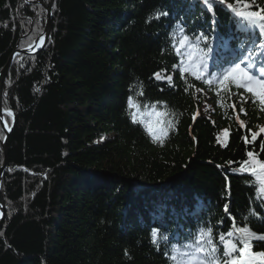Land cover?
Listing matches in <instances>:
<instances>
[{"label":"trees","instance_id":"16d2710c","mask_svg":"<svg viewBox=\"0 0 264 264\" xmlns=\"http://www.w3.org/2000/svg\"><path fill=\"white\" fill-rule=\"evenodd\" d=\"M210 3L0 0V73L43 35L52 5L47 44L15 54L4 83L0 264H178L172 245L186 251L202 230L221 255L220 235L235 228L264 235V104L232 79L225 87L181 71L179 43L203 33L199 48L214 67L232 50L263 62L264 28L229 5L264 13V0ZM129 96L143 112L167 111L163 143ZM250 243L264 253V240Z\"/></svg>","mask_w":264,"mask_h":264},{"label":"snow or ice","instance_id":"6c2138e0","mask_svg":"<svg viewBox=\"0 0 264 264\" xmlns=\"http://www.w3.org/2000/svg\"><path fill=\"white\" fill-rule=\"evenodd\" d=\"M203 3L208 6L209 11L212 10V5L210 3V0H203ZM237 15L242 16L246 20H248L249 24L253 25H260V21L264 20V16H261L257 12H240L238 10ZM160 13L156 15V18L159 19ZM162 15H168V13L164 12ZM262 28H264V25H260ZM181 32H183V29L181 28ZM203 36L204 39H198V37ZM198 37H195V43H190V38L187 35H183L182 38L180 39L179 43L180 46L183 47L186 44L188 45L189 48V53H188V60L191 61L193 57L194 50L199 49V45L203 41L204 43H208L207 38L204 36L203 33H200ZM174 40V37H173ZM173 47H175V44L173 43ZM260 47H264V43L260 45ZM211 45L209 44L208 51H211ZM177 54H179V49H176ZM202 51V49H201ZM253 55L250 53L248 56H245L244 59L239 62L235 63L233 67L228 68L225 70V75L223 81H221V85L226 87V83L229 79H232L234 83L238 87H244L247 89L249 93L254 91V88L251 87L254 82L255 83H260V81L257 80L256 77L251 76L248 71L244 67H242V64H245L247 62V69L253 68L254 62L252 59ZM206 68V64H205ZM187 68H182L181 71H187ZM259 72L261 76H264V67L259 68ZM192 74L197 76L199 79L202 73L198 72L195 70V65L192 66ZM157 80H160L162 78V74H156L155 77ZM216 77H213V80H215ZM168 83L171 85V77H168ZM205 83H209V81H205ZM137 95H143L142 90L137 93ZM261 103L264 104V97L260 98ZM128 106L132 108H136L137 112L139 111V104L133 99V97L129 96L128 98ZM167 107V106H166ZM165 107V108H166ZM152 111L160 117H163L167 115V111H157L156 110V105L153 104L151 106ZM137 115L133 113L132 119L135 121L137 119ZM173 127L171 121L167 122H161V128H160V135L157 136L156 133L153 131L151 127L148 128V131L150 134L153 135V138L156 140H159L161 143H163V138L167 136V129ZM252 153H249V156H251ZM264 168V165L261 166ZM254 169H248L245 168L244 171H249ZM257 179L264 184V175H258ZM250 230L248 228H235L234 232L229 231L227 233L228 238L226 239L224 235H220L219 239L223 244L225 257L228 258L224 260V264H257V261H260V264H264V253H253L251 251L252 244L250 241L252 239H257V240H264L261 237H264V235H257L256 233L249 237L247 241L240 239L241 234H247ZM152 237V243L157 244V231L153 230L151 233ZM166 239V237H165ZM231 240L236 247H234L231 250L227 249V241ZM236 240L239 241V243L242 245L239 249L237 248V243L235 242ZM209 242H211V246L209 247ZM158 246V244H157ZM187 250L180 252V250L177 252V250L173 249V254L169 257L170 260H177L175 259L177 257V253H179L181 259L178 261V264H202V261L204 257L211 255L213 252L217 251V246L213 243L212 237H211V229H208V231L205 233L203 230L201 231V235L197 239V242L195 245H188L186 246ZM239 252V257H235L234 254Z\"/></svg>","mask_w":264,"mask_h":264},{"label":"water","instance_id":"95a60500","mask_svg":"<svg viewBox=\"0 0 264 264\" xmlns=\"http://www.w3.org/2000/svg\"><path fill=\"white\" fill-rule=\"evenodd\" d=\"M51 28H52V5L48 8L47 25H46V29H45V32L43 33V35L40 36L37 40H35L34 43L31 44L30 46L16 50L15 54L20 53V52L34 54V53H37L42 48H44L45 45L47 44L49 38H50ZM15 54L12 55L9 62L6 64L5 68L0 73V120H1L2 124L4 125V127L6 128L8 133L10 132V128H9V126L5 120V116H4L3 89H4V83H5L7 73L10 69V66H11L13 60H14ZM5 168H6V163H4V165L0 169V211H1V213H0V229L3 226L5 216H6V200H5L4 194L2 192V175H3Z\"/></svg>","mask_w":264,"mask_h":264},{"label":"clouds","instance_id":"9594fccd","mask_svg":"<svg viewBox=\"0 0 264 264\" xmlns=\"http://www.w3.org/2000/svg\"><path fill=\"white\" fill-rule=\"evenodd\" d=\"M198 39H204V37L203 36H200V37H198ZM194 43H195V41H194ZM166 109H167V107H166ZM167 110L170 111V109H167ZM254 234L255 233L252 232V231H249L246 235L242 233L240 239L247 241V239L249 237H251L252 235H254ZM261 238L264 239V237H261ZM208 246L209 247L211 246V242H209V245ZM226 246H227V249L228 250H231L234 247H236V245L231 240H228L227 241ZM172 248L175 249V250H177V252L180 250V246L178 244H173L172 245ZM222 256L225 257V253H223L221 255L219 253V250L217 249V251L213 252L211 255L204 257V259L202 261V264H222ZM175 259H177V257Z\"/></svg>","mask_w":264,"mask_h":264},{"label":"rangeland","instance_id":"374dc122","mask_svg":"<svg viewBox=\"0 0 264 264\" xmlns=\"http://www.w3.org/2000/svg\"><path fill=\"white\" fill-rule=\"evenodd\" d=\"M37 40V39H36ZM209 102H205V108L210 109ZM137 110V109H136ZM138 116L143 119L147 127H151L153 131L156 133V135H160V128H161V122H160V116H157L152 109L146 110L145 112L139 111L137 112ZM6 120V119H5ZM7 122V121H6ZM8 124V123H7Z\"/></svg>","mask_w":264,"mask_h":264},{"label":"bare ground","instance_id":"6f19581e","mask_svg":"<svg viewBox=\"0 0 264 264\" xmlns=\"http://www.w3.org/2000/svg\"><path fill=\"white\" fill-rule=\"evenodd\" d=\"M185 49V48H184Z\"/></svg>","mask_w":264,"mask_h":264}]
</instances>
